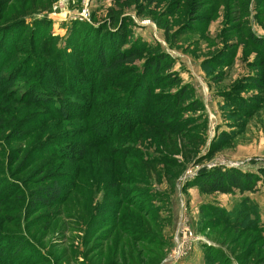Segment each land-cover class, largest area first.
Here are the masks:
<instances>
[{
    "label": "rangeland",
    "instance_id": "1",
    "mask_svg": "<svg viewBox=\"0 0 264 264\" xmlns=\"http://www.w3.org/2000/svg\"><path fill=\"white\" fill-rule=\"evenodd\" d=\"M191 2L0 0V26L22 18L6 29V39L15 47L4 70L26 63L32 69L34 59L55 69L51 80L63 74L64 64L80 67L87 51L98 42L107 45V38L116 35L112 32L122 28L126 42L162 47L188 84L176 115L161 127L148 116L167 104L176 86L168 85L165 76L156 78L142 123L122 129L126 122L120 120L122 127L114 132V124H94L95 130L109 129L103 136L110 141L102 144L90 139L88 118L64 117L77 112L75 106L62 108L63 115L57 116L45 106L18 101L25 86L22 76L13 80L17 96L0 90V141H5L0 182L7 173L22 192L0 202V264H264V186L257 182L253 192L206 193L193 179L204 166L254 173L264 167V91L242 90L233 93V101L223 95L255 71L249 63L264 59V51L248 36L249 29L264 36V7L256 8L254 0L202 3L199 9L207 11L209 23L195 33L173 36L189 17ZM38 36L41 45H35ZM72 41L83 43L76 48ZM227 43L234 51L231 63H203ZM55 49L63 55L60 67L52 63ZM127 67V78L99 94L111 97L126 90L140 62ZM81 84L90 85L88 80ZM56 89L78 104L89 101L79 91ZM200 102L203 109H192ZM41 112L48 119H38ZM25 116V133L15 136L12 128ZM65 131L67 138L48 139ZM75 139L83 149L73 148ZM44 140L45 153L49 146L71 153L48 157L42 146L30 150ZM207 151L215 152L210 160L202 159ZM53 182L63 189V200L28 210L29 192Z\"/></svg>",
    "mask_w": 264,
    "mask_h": 264
},
{
    "label": "trees",
    "instance_id": "2",
    "mask_svg": "<svg viewBox=\"0 0 264 264\" xmlns=\"http://www.w3.org/2000/svg\"><path fill=\"white\" fill-rule=\"evenodd\" d=\"M212 1L213 0H192L189 17L184 24L173 32V36L185 33H195L206 23H209L210 18L207 11L201 12L199 7L202 3H207L208 5ZM254 6L256 8L260 6L264 7V0H254ZM21 20L22 18L12 20L0 26V82L2 81L3 85L0 90H2L5 94L9 92L11 96H17L15 92L18 90H15L17 86H13V80H15V76H22V82L25 86L21 89L20 95L17 96L18 101L28 102V104L35 106H45L49 108L50 111H54L57 114L59 113L57 116L63 115L60 111L62 108L65 110L64 108L67 109V107L71 105L75 106L78 111H75L73 114L70 112L66 113L65 115L67 116L64 117L80 118L82 120L88 118L91 125L89 124V128L86 127L85 129H89V133L91 134L90 139L98 144L108 143L110 141L108 137L103 136L108 135L107 132L109 129L105 128L103 131L96 128L97 130H95L94 124L102 126L106 124H114L116 128L114 127L111 129L114 132L122 127L120 120H125L126 122L122 129L138 125L145 120V116L143 114L144 106L153 98L152 89L157 87L155 85L156 78H163L165 76L170 83L168 85L176 86V89L170 93L167 104L162 109L157 110L152 116H148L150 119L149 122H152V124L164 127L165 122L176 115L178 104L182 98L186 97L185 94L188 93V84L183 83V80L178 72L173 69L174 61L162 47L157 44H150L146 42L136 44L134 42H126V31L122 28L118 29V31L114 30L112 32L116 35L111 34V37L107 38L109 40L107 45L98 42L95 48H91L90 51H87V60L83 61L80 67L72 68L70 65L64 64L65 70L63 74L59 73L56 78L54 77L51 80L50 74L55 69H48V66L46 65L43 66L38 63L36 64L34 59H30V63L35 66L32 69L26 66V63L24 66L20 67L11 65L4 70L7 61L12 56L13 47H15L9 39H6V29L9 31L14 23ZM195 23L197 24L194 25ZM248 36L259 49L264 51V36L256 34L252 29H249ZM34 37L35 36L32 33L30 38ZM81 38V41H83L84 37ZM41 39V36L36 37L34 39L36 40L35 45H41ZM2 43H4V45ZM78 43L81 45L83 42L77 41L73 44L72 41V46L78 48ZM33 48L35 50L38 49L36 46H33ZM231 48L232 45L229 43L225 44L223 49L218 52L217 56H211L203 61V63L210 62L211 65L215 66L228 65L233 59L232 53L234 51L232 52ZM53 51L54 58L52 59V63L55 67H60L63 60L61 50L55 49ZM146 52L149 54L147 56H143ZM215 58H218L217 61ZM137 62H140V68L137 69L136 72L133 71L131 84L126 90L123 92L121 91L120 93H113L111 97L99 94V92L105 89V87L115 85L118 80L127 78L130 75L127 66L134 65ZM249 67L254 68L255 71L243 75L241 80L234 84L230 92H225L223 94L224 98L233 101L236 97L233 93L246 89L264 91V59L254 60L249 63ZM58 68H56V70ZM40 71L42 73H40ZM105 72L106 75L101 76V73ZM70 75H72L73 78H69ZM156 75H161V77ZM83 80L89 81L90 89L89 87H82L83 85L81 83ZM45 84L48 85V88ZM58 85L63 86V89H65V92L67 93L79 91V93H81L85 98L88 97L89 101H87L86 104H78L77 101L69 95H62V92L56 89ZM253 97L254 96H252V98ZM260 102L261 101H259V103ZM233 104L240 105L235 103V101ZM243 106H245V104H243ZM192 107H194L192 109L195 110L203 109L201 102L196 107ZM252 107L253 109H257L258 106L252 105ZM41 114L37 115L38 119H42L43 121L48 119L46 118L47 116L45 112H41ZM148 117H146V119H148ZM27 119H29V117L25 116L17 121V123L13 126L12 129L15 136H21L25 133V127H27L25 122ZM224 135L225 132L223 133V136ZM67 136L68 132L65 131L61 132L57 137L54 134L48 137V139H64L67 138ZM6 138L10 139V137ZM88 138L89 137L87 136L84 141H88ZM75 140L77 142L73 145V148L79 147V150L83 149L82 144L78 146V143L81 142L77 139ZM4 142L0 141V153L2 149L5 148ZM45 145L46 140L35 144L30 148V150L33 151L34 149L42 146V155H48V157H58L57 154L61 155L60 153L64 152L71 153L70 150L67 151V149L61 148L54 149L50 146L49 151L45 153ZM205 153L206 154L202 159L210 160L215 152L207 151ZM7 164L8 158L6 161V165ZM4 176L7 178L3 177L4 179L2 184L0 182V202L6 197L22 193L20 186L15 183L13 179L8 178L9 175L7 173H4ZM193 179L199 182L200 187L206 193L217 191L229 193L235 189H238L240 192H253L255 191L257 182H260V184L264 186V167L257 168V172L254 173L243 171L234 167L227 168L218 164L209 168L204 166L196 172ZM9 187L13 188V190H10ZM63 193V189L56 185L55 182H53L52 185L38 187L29 192L26 199V208L28 210H33L38 207L47 208L52 203L61 202V200H63ZM1 248L2 246L0 241V249ZM222 252L224 251L222 250ZM224 256L225 254H223V257Z\"/></svg>",
    "mask_w": 264,
    "mask_h": 264
},
{
    "label": "built area",
    "instance_id": "3",
    "mask_svg": "<svg viewBox=\"0 0 264 264\" xmlns=\"http://www.w3.org/2000/svg\"><path fill=\"white\" fill-rule=\"evenodd\" d=\"M179 254H180V248H177V249H176L175 257H176V255H179Z\"/></svg>",
    "mask_w": 264,
    "mask_h": 264
},
{
    "label": "bare ground",
    "instance_id": "4",
    "mask_svg": "<svg viewBox=\"0 0 264 264\" xmlns=\"http://www.w3.org/2000/svg\"><path fill=\"white\" fill-rule=\"evenodd\" d=\"M60 17L64 18V14H61Z\"/></svg>",
    "mask_w": 264,
    "mask_h": 264
}]
</instances>
